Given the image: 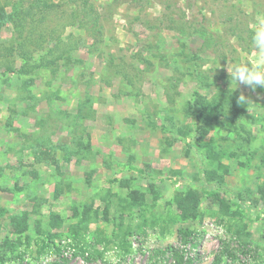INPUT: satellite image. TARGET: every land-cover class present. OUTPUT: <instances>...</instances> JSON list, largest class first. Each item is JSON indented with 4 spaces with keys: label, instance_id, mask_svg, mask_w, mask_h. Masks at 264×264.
I'll list each match as a JSON object with an SVG mask.
<instances>
[{
    "label": "rangeland",
    "instance_id": "obj_1",
    "mask_svg": "<svg viewBox=\"0 0 264 264\" xmlns=\"http://www.w3.org/2000/svg\"><path fill=\"white\" fill-rule=\"evenodd\" d=\"M261 14L0 0V264H264V88L227 71Z\"/></svg>",
    "mask_w": 264,
    "mask_h": 264
},
{
    "label": "clouds",
    "instance_id": "obj_2",
    "mask_svg": "<svg viewBox=\"0 0 264 264\" xmlns=\"http://www.w3.org/2000/svg\"><path fill=\"white\" fill-rule=\"evenodd\" d=\"M251 44L257 53L255 59L240 60L232 63L231 67L228 64L229 76L236 82L233 89L237 85H244L252 90L264 88V14L258 15L252 25ZM247 102L248 98L243 93L237 97V103Z\"/></svg>",
    "mask_w": 264,
    "mask_h": 264
},
{
    "label": "trees",
    "instance_id": "obj_3",
    "mask_svg": "<svg viewBox=\"0 0 264 264\" xmlns=\"http://www.w3.org/2000/svg\"><path fill=\"white\" fill-rule=\"evenodd\" d=\"M181 202H182L181 216L184 219L194 218L197 216L199 197L197 194H195L194 191L190 190L186 194H184L181 197ZM179 233L182 238H185V236H188V234H190V232H188L187 230H179Z\"/></svg>",
    "mask_w": 264,
    "mask_h": 264
},
{
    "label": "built area",
    "instance_id": "obj_4",
    "mask_svg": "<svg viewBox=\"0 0 264 264\" xmlns=\"http://www.w3.org/2000/svg\"><path fill=\"white\" fill-rule=\"evenodd\" d=\"M136 237L133 236L132 237V244L135 246L136 244ZM63 243L65 244V254H70L71 252V248H70V239H66V240H63Z\"/></svg>",
    "mask_w": 264,
    "mask_h": 264
}]
</instances>
